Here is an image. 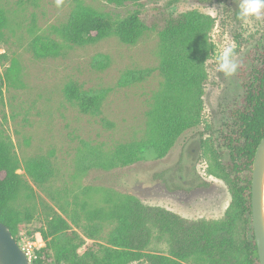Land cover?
Listing matches in <instances>:
<instances>
[{
	"label": "rangeland",
	"instance_id": "374dc122",
	"mask_svg": "<svg viewBox=\"0 0 264 264\" xmlns=\"http://www.w3.org/2000/svg\"><path fill=\"white\" fill-rule=\"evenodd\" d=\"M84 2L113 14L138 7L147 25L158 20L163 11L176 14L195 9L214 18L210 35L214 50L206 61L202 121L183 131L163 157L148 156L112 169L81 170L79 154L85 143L109 149L144 135L146 112L163 81L158 69V34L148 30L135 44H125L110 36L93 44L71 47L58 57L36 59L28 49L32 33H49L52 25L66 21L73 0H60L59 4L57 0H0V7L8 16V26L0 36V54L7 52L18 57L23 82L22 87L5 83L1 88L0 137L12 144L20 164L16 172L32 189L31 198L23 195L16 203L21 211L29 207L33 215L18 227L19 245L33 262L38 250L45 246L39 230L48 215L56 212L85 239L79 253L89 249L100 253L108 245L111 224L105 223L96 238H88L84 235L83 226L88 223L84 215L78 224L72 219L73 207H78L79 200L74 194L79 186L89 185L132 194L145 204L161 206L192 220L221 219L230 209L238 214L236 244L241 246L251 236L252 218L240 213L233 175L228 171V154L220 145L219 132L233 103L241 99V76L264 34V18L241 21L237 17L239 0H139L137 4L124 5L106 0ZM229 44L235 46L240 66L235 74L226 76L218 71L216 55ZM99 55L108 56L105 68L94 66ZM8 65L9 60L0 57V74ZM146 68L152 72L144 79L121 83L127 70ZM71 80L85 90L105 93L99 113H81L65 98L64 86ZM35 156L46 157L55 168L52 178L42 185L35 183L24 168L25 160ZM238 177L242 181L243 175ZM93 196L97 202L100 193ZM162 248L169 252L168 245ZM240 256L245 259L244 251Z\"/></svg>",
	"mask_w": 264,
	"mask_h": 264
},
{
	"label": "trees",
	"instance_id": "16d2710c",
	"mask_svg": "<svg viewBox=\"0 0 264 264\" xmlns=\"http://www.w3.org/2000/svg\"><path fill=\"white\" fill-rule=\"evenodd\" d=\"M106 1L124 5L126 2L137 4L139 0ZM73 2L66 21L52 25L49 33H32L28 49L33 57H58L71 47L93 44L110 36H116L125 44H135L146 31L153 30L159 37L158 69L163 77L146 112L144 135L119 142L109 149L85 143L79 154L81 170L112 169L148 156L163 157L183 131L202 121L206 61L214 50L210 36L214 18L195 9L167 14L162 8H156L163 13L147 25L138 7L113 14L100 11L84 0ZM7 26L8 16L0 7V36ZM255 48L248 69L241 76V99L233 103L230 116L219 132L220 145L228 154V171L233 175L240 213L244 216L251 215L252 162L264 133V34ZM0 57L9 60L0 74V93L5 83L22 87L18 57L7 52ZM107 63L108 56L99 55L94 66L105 68ZM151 72V68L127 70L121 83L142 80ZM64 96L81 113L95 114L100 112L105 93L85 90L71 80L64 86ZM19 167L12 144L0 137V220L15 240H18L19 225L33 216L29 207L21 211L16 206L23 195L32 197V189L16 172ZM24 168L38 185L48 182L55 171L51 161L43 156L26 159ZM238 174L243 175L242 181ZM97 192L100 196L94 202L93 195ZM74 198L79 200L78 207H73L72 219L78 224L84 215L88 221L83 226L85 236L96 238L105 223L111 224L108 245L103 246L100 253L90 249L79 253L85 239L71 229L65 217L52 212L39 230L45 246L38 250L33 264H260L253 230L241 246L236 244L238 214L230 209L221 219L192 220L161 206L145 204L132 194L89 185L79 186ZM162 245H168L169 252L162 250ZM243 251L244 260L240 256Z\"/></svg>",
	"mask_w": 264,
	"mask_h": 264
},
{
	"label": "water",
	"instance_id": "95a60500",
	"mask_svg": "<svg viewBox=\"0 0 264 264\" xmlns=\"http://www.w3.org/2000/svg\"><path fill=\"white\" fill-rule=\"evenodd\" d=\"M264 133L256 146L251 170L250 204L252 230L260 264H264ZM0 264H33L0 220Z\"/></svg>",
	"mask_w": 264,
	"mask_h": 264
},
{
	"label": "clouds",
	"instance_id": "9594fccd",
	"mask_svg": "<svg viewBox=\"0 0 264 264\" xmlns=\"http://www.w3.org/2000/svg\"><path fill=\"white\" fill-rule=\"evenodd\" d=\"M59 2L60 0H57L58 4ZM237 17L243 22L253 18L261 20L264 18V0H239ZM216 64L218 71L226 76L235 74L240 66L235 56V46L225 45L216 55Z\"/></svg>",
	"mask_w": 264,
	"mask_h": 264
},
{
	"label": "built area",
	"instance_id": "2783aa9c",
	"mask_svg": "<svg viewBox=\"0 0 264 264\" xmlns=\"http://www.w3.org/2000/svg\"><path fill=\"white\" fill-rule=\"evenodd\" d=\"M38 234H40V232L38 233ZM40 236H41V234H40ZM42 238V237H41ZM24 249V248H23ZM25 251V250H24ZM26 252V251H25ZM26 254H27V252H26ZM27 256H28V254H27ZM29 258V257H28ZM30 260V259H29Z\"/></svg>",
	"mask_w": 264,
	"mask_h": 264
},
{
	"label": "bare ground",
	"instance_id": "6f19581e",
	"mask_svg": "<svg viewBox=\"0 0 264 264\" xmlns=\"http://www.w3.org/2000/svg\"><path fill=\"white\" fill-rule=\"evenodd\" d=\"M263 205H264V191H263Z\"/></svg>",
	"mask_w": 264,
	"mask_h": 264
}]
</instances>
